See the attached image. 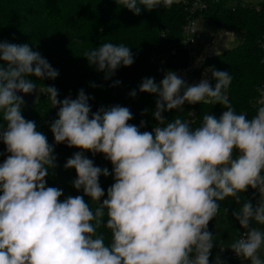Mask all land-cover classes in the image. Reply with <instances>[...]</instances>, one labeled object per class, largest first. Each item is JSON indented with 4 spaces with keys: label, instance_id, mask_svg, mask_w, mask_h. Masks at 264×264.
<instances>
[{
    "label": "clouds",
    "instance_id": "obj_1",
    "mask_svg": "<svg viewBox=\"0 0 264 264\" xmlns=\"http://www.w3.org/2000/svg\"><path fill=\"white\" fill-rule=\"evenodd\" d=\"M114 2L139 16L181 0ZM83 57L105 80L134 63L123 44L104 43ZM201 75L189 83L167 70L159 82L143 78L129 93L155 97L151 131L143 130V119L138 126L129 123L134 117L126 106L93 111L84 89L75 99L61 100L54 85L45 86L58 108L50 143L22 107L25 95L40 91L32 77L55 80L59 71L29 44L0 41V264H223L219 255L210 261L216 242L209 223L228 197L240 205L231 215L244 230L230 250L249 264H264V228L253 226H264V87L257 88L259 107L249 119L228 99L227 70L209 65ZM201 103L222 105L224 111L218 117L205 114L196 128L180 118L165 124L164 112ZM59 144L79 149L63 167L75 170L72 185L83 195L61 200L62 189L46 186ZM86 152L102 154L111 172ZM109 175L114 182L105 193L100 177ZM249 189L251 196L241 204L240 194ZM101 228L110 233L107 243Z\"/></svg>",
    "mask_w": 264,
    "mask_h": 264
},
{
    "label": "trees",
    "instance_id": "obj_2",
    "mask_svg": "<svg viewBox=\"0 0 264 264\" xmlns=\"http://www.w3.org/2000/svg\"><path fill=\"white\" fill-rule=\"evenodd\" d=\"M195 1L181 0L171 8L159 7L152 12L142 11L141 15L136 16L118 6L114 0H0V41L29 44L59 71L55 80L31 78L40 91L34 102L25 100L23 116L35 121L38 130L47 136L50 143H54L50 124L57 118L58 108H53L43 91L45 86L54 85L61 100L69 95L75 99L78 91L84 89L92 97L89 104L93 111L101 106H126L134 117L129 123L138 126L143 119L147 121L143 130L151 131L156 124L151 115L155 110V97L138 92L132 98L129 93L138 90L143 78L154 77L157 82L163 78L165 73L159 71L158 58L182 47L188 21L203 15L213 31H238L237 47L209 58L206 64L229 72L232 77L227 89L230 103L238 113L244 112L249 119L252 118L257 110L254 103L259 95L257 88L264 83V51L261 45L264 39V0L257 6L203 0L205 7L192 14ZM104 43L123 44L131 48L134 54V63L130 67H120L108 80L104 79V73L90 67L83 57L86 51ZM117 80L121 83L112 86ZM212 83L214 85L215 81ZM92 84L97 87H92ZM145 108L149 110L148 113L141 115ZM223 111V106L215 103L185 104L183 111L172 110L163 115L167 119L165 124L180 118L196 128L205 114L210 112L218 117ZM3 151L4 145L0 143V152ZM77 151L79 149L69 148L66 144L55 145L57 167L49 171L46 186L62 189L64 195L61 200L69 195H83L72 185L75 170L63 167ZM85 155L93 159L96 166L107 167L111 172L112 165L102 154L93 156L91 152H86ZM3 159L4 156H0V162ZM113 182L112 175L100 177L105 193ZM252 192L249 189L247 193L240 194L241 204ZM85 200L89 201V198L85 196ZM219 204L217 217L240 206L233 197L219 201ZM91 207L95 209L96 205L91 204ZM213 221L209 223L211 232ZM98 231L105 233L107 243L110 239L108 230L101 228ZM215 258L213 248L210 261Z\"/></svg>",
    "mask_w": 264,
    "mask_h": 264
},
{
    "label": "rangeland",
    "instance_id": "obj_3",
    "mask_svg": "<svg viewBox=\"0 0 264 264\" xmlns=\"http://www.w3.org/2000/svg\"><path fill=\"white\" fill-rule=\"evenodd\" d=\"M262 0H252L253 6H257ZM197 25V31L202 35H208L213 32L212 28L208 25L207 20L203 15L198 16L195 19ZM195 50L200 52L202 47L195 46ZM192 55L189 48L182 46L177 49L176 53H165L158 58V62L163 65L165 71L171 70L172 65L175 60H179L186 64L189 63ZM255 227L262 228L261 225L254 224ZM244 230L240 228V225L232 217L231 212L228 214H223L216 217L212 224V233L214 234V241L216 246H214V255L220 256L223 264H240L236 262L234 253L230 250L231 244L239 238L240 234ZM219 245L223 248L221 249ZM261 257L264 258V249L261 250ZM247 264L249 262L245 261Z\"/></svg>",
    "mask_w": 264,
    "mask_h": 264
},
{
    "label": "water",
    "instance_id": "obj_4",
    "mask_svg": "<svg viewBox=\"0 0 264 264\" xmlns=\"http://www.w3.org/2000/svg\"><path fill=\"white\" fill-rule=\"evenodd\" d=\"M196 38L197 46L202 47V50L200 52L196 51V53L192 55V58L194 59L188 63L186 68L176 70V73L189 83H196L202 78L201 74L207 67L206 62L209 58L222 55L223 53L233 50L237 47L238 31L231 29H220L213 31L208 35H196ZM37 88L40 90L39 87ZM38 93L34 92L31 95H25L24 100L28 102H34L38 97ZM20 95L23 94L21 93ZM235 259L236 262L240 264H247L244 260L237 258L236 256Z\"/></svg>",
    "mask_w": 264,
    "mask_h": 264
},
{
    "label": "built area",
    "instance_id": "obj_5",
    "mask_svg": "<svg viewBox=\"0 0 264 264\" xmlns=\"http://www.w3.org/2000/svg\"><path fill=\"white\" fill-rule=\"evenodd\" d=\"M213 1H216V2L230 1L234 4H242V5H249V6L253 5L252 0H213ZM204 7H205V4H204L203 0L195 1L193 3V7H192V14H194L198 10L203 9ZM196 33H197V28H196L195 19H191L188 21L187 25L184 28L185 38H184V42H183V45L189 48L191 55H194L196 53V50H195V46L197 45ZM261 45H262V49L264 51V39H263ZM159 71L164 72L162 64L159 65ZM261 87H264V83L262 84ZM259 99H260V94L258 95V97L256 98V100L254 102L256 109L259 107V105L257 104V100H259ZM255 203H256V199H253V204H255ZM262 228H264V226H262Z\"/></svg>",
    "mask_w": 264,
    "mask_h": 264
},
{
    "label": "crops",
    "instance_id": "obj_6",
    "mask_svg": "<svg viewBox=\"0 0 264 264\" xmlns=\"http://www.w3.org/2000/svg\"><path fill=\"white\" fill-rule=\"evenodd\" d=\"M196 28H197V25H196ZM212 30H213V29H212ZM196 35H202V34L199 33V32L197 31ZM176 52H177V50H174V51H172V52H170V53H176ZM192 59H194V58L191 57L190 61H191ZM190 61H189V62H190ZM187 65H188V64H186V63H184V62L181 63V61H179V60L177 59V60L174 61V64L172 65L171 70L176 71L177 69L186 68ZM162 66H163V65H162ZM163 70H164V73H165V69H164V68H163Z\"/></svg>",
    "mask_w": 264,
    "mask_h": 264
}]
</instances>
